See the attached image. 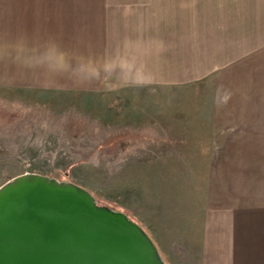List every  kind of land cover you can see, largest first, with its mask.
<instances>
[{"label":"rangeland","instance_id":"obj_1","mask_svg":"<svg viewBox=\"0 0 264 264\" xmlns=\"http://www.w3.org/2000/svg\"><path fill=\"white\" fill-rule=\"evenodd\" d=\"M172 1L0 0V187L25 174L80 186L138 223L165 264H192L207 172L182 126L216 86L162 81L154 65L145 74L129 47L185 24ZM196 3L191 22L227 17L250 49L264 43V0ZM228 84L217 85L221 99Z\"/></svg>","mask_w":264,"mask_h":264},{"label":"crops","instance_id":"obj_2","mask_svg":"<svg viewBox=\"0 0 264 264\" xmlns=\"http://www.w3.org/2000/svg\"><path fill=\"white\" fill-rule=\"evenodd\" d=\"M194 2L198 0L168 2L185 13V24L161 25L168 33L156 38L160 42L145 35L144 50L138 51L136 39L129 43L130 52L145 74L153 65L167 72L162 81L196 85L204 79L216 86L214 102L195 106L192 112L198 117L190 123L188 116L189 123L182 126L196 137L193 143L200 145L207 172L198 261L192 264H264V43L250 49L242 40L247 35L238 34L227 17L218 24L191 22ZM24 62L20 58V67ZM5 65L9 61H0L2 71ZM140 77V82H151ZM222 81L231 85L223 99L217 87Z\"/></svg>","mask_w":264,"mask_h":264},{"label":"water","instance_id":"obj_3","mask_svg":"<svg viewBox=\"0 0 264 264\" xmlns=\"http://www.w3.org/2000/svg\"><path fill=\"white\" fill-rule=\"evenodd\" d=\"M0 264H165L145 230L86 189L25 174L0 187Z\"/></svg>","mask_w":264,"mask_h":264}]
</instances>
